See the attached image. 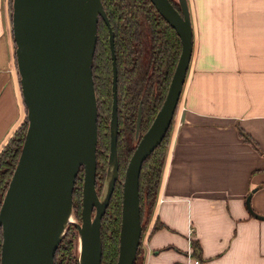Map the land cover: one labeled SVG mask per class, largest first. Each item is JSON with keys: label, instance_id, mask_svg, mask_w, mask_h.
Instances as JSON below:
<instances>
[{"label": "water", "instance_id": "water-1", "mask_svg": "<svg viewBox=\"0 0 264 264\" xmlns=\"http://www.w3.org/2000/svg\"><path fill=\"white\" fill-rule=\"evenodd\" d=\"M176 29L182 50L165 99L141 135L123 180L117 264H134L143 233L140 173L175 115L191 61L193 28L188 0H151ZM12 28L28 126L21 154L0 207L1 264H54L73 213L81 166L84 183L78 264H102V217L119 179L117 63L114 32L102 0H12ZM109 27L113 65L110 153L105 189L96 185L98 103L93 60L98 22ZM253 216L264 219L251 205Z\"/></svg>", "mask_w": 264, "mask_h": 264}, {"label": "crops", "instance_id": "crops-1", "mask_svg": "<svg viewBox=\"0 0 264 264\" xmlns=\"http://www.w3.org/2000/svg\"><path fill=\"white\" fill-rule=\"evenodd\" d=\"M188 2L192 56L138 261L188 264L193 250L203 264H264V219L246 204L252 193L264 214V0ZM25 116L0 0V151Z\"/></svg>", "mask_w": 264, "mask_h": 264}, {"label": "trees", "instance_id": "trees-1", "mask_svg": "<svg viewBox=\"0 0 264 264\" xmlns=\"http://www.w3.org/2000/svg\"><path fill=\"white\" fill-rule=\"evenodd\" d=\"M10 9L12 10V0ZM103 6L111 23L115 37L117 63V94H118V150H119V179L116 181L109 205L102 217V264H117L120 244V227L122 216L123 180L126 165L135 147L128 153L122 151V145L136 138L135 124L139 106H142V130L145 132L151 125L160 109L182 50L181 38L176 29L165 19L151 0H102ZM179 7V4L175 2ZM12 20V12H11ZM109 27L104 18L98 22V41L93 60V76L98 103V144L96 185L101 186L102 195L106 183L110 153V122L113 106V65L109 40ZM146 42L150 44V68H140ZM174 120V117H173ZM162 142L144 160L140 173L141 217H148L157 198L161 182L164 162L170 142L172 124ZM28 126L26 118L0 151V207L8 188L11 177L17 166ZM241 135L246 141L252 142L261 151L253 138L241 129ZM139 138L136 140V144ZM124 153V154H123ZM103 181L102 183H100ZM84 183V166L82 165L74 186L73 206L78 221L81 220V207ZM100 189V190H101ZM110 211V212H109ZM146 213V214H145ZM109 218L107 219V217ZM143 223V230L145 228ZM75 223L68 226L60 242L54 264H78V252L74 254L73 237L77 236ZM70 235V238H67ZM79 236V233H78ZM3 232L0 227V264ZM195 249L197 244L194 242ZM59 250L64 256L57 260ZM141 243L134 264H139Z\"/></svg>", "mask_w": 264, "mask_h": 264}, {"label": "rangeland", "instance_id": "rangeland-1", "mask_svg": "<svg viewBox=\"0 0 264 264\" xmlns=\"http://www.w3.org/2000/svg\"><path fill=\"white\" fill-rule=\"evenodd\" d=\"M175 2L176 3H178V0H175ZM11 12H12V10L10 9V2H9V14H10V19H11ZM11 22H12V20H11ZM149 52H150V44H148L147 42H146V45H145V54H144V57H143V59H142V61H145L147 58H148V54H149ZM25 118H26V116H25ZM25 118H24V120H25ZM24 120H23V122H24ZM131 139H133V138H131ZM136 140H137V138H135V145H136ZM134 145H133V143L131 142V140L130 141H128V142H126V143H124L123 145H122V151L126 154V153H128V151L130 150V148L131 147H133ZM118 153H119V150H118ZM123 153V154H124ZM108 155H109V153H108ZM131 157V156H130ZM129 160H130V158H129ZM129 160H128V162H129ZM127 166V165H126ZM103 181H101L100 183H102ZM101 184L99 185L98 183H97V189H98V191H99V194H101V192H102V189H101ZM101 189V190H100ZM104 189H105V185H104ZM83 191V190H82ZM103 192H104V190H103ZM102 195H103V193H102ZM101 195V196H102ZM82 198H83V196H82ZM82 198H81V200H82ZM81 211H82V207H81ZM110 212V211H109ZM146 214V213H145ZM71 217L73 218V221H70L69 222V224H68V226L69 225H71V223H75L74 222V220L75 221H78V219H77V216H76V214L74 213V206H73V213H72V215H71ZM109 218V216L107 217V219ZM145 218H147L146 219V222H144L145 221V219H143L144 221H143V223H145L144 225H145V228H144V230L147 228V222H148V219H149V217H148V215L147 216H145ZM68 226H67V228H68ZM143 230V231H144ZM67 238H70V235L67 237ZM75 240H73V246H74V254L76 255L77 254V252H78V254H79V245H80V241H79V236H78V233H77V236L75 237H73ZM62 254H63V256H64V253H63V250H59V252L57 253V256H56V262H57V260H58V262H59V260L62 258ZM58 264V263H57ZM60 264V263H59ZM64 264H70L69 263V261L68 260H66L65 261V263Z\"/></svg>", "mask_w": 264, "mask_h": 264}, {"label": "flooded vegetation", "instance_id": "flooded-vegetation-1", "mask_svg": "<svg viewBox=\"0 0 264 264\" xmlns=\"http://www.w3.org/2000/svg\"><path fill=\"white\" fill-rule=\"evenodd\" d=\"M175 4V0H172ZM177 7V6H176ZM178 8V7H177ZM110 36V35H109ZM110 40V39H109ZM114 41H115V37H114ZM144 54H145V50H144ZM144 57V55H143ZM142 57V59H143ZM150 52L148 54V58L145 61H140V68H143L144 70L148 69L149 73L151 72V68H150ZM117 77H118V72H117ZM118 96V94H117ZM141 108L142 111V106H139V109ZM139 109H138V114H139ZM138 114H137V118H136V124H135V131L137 130V123H138ZM118 119H119V115H118ZM141 122H142V116H141ZM120 125V122H119ZM144 133V131L142 130V123L140 125V134H139V138L141 137V135ZM136 135V134H135ZM131 142L133 143V145L135 146V137L131 140ZM137 145V144H136Z\"/></svg>", "mask_w": 264, "mask_h": 264}, {"label": "built area", "instance_id": "built-area-1", "mask_svg": "<svg viewBox=\"0 0 264 264\" xmlns=\"http://www.w3.org/2000/svg\"><path fill=\"white\" fill-rule=\"evenodd\" d=\"M191 240H192V238H191ZM193 243V242H192ZM192 251L193 250H191L190 252H189V262H188V264H203V261H202V259L200 258V257H198V256H195V255H192Z\"/></svg>", "mask_w": 264, "mask_h": 264}]
</instances>
